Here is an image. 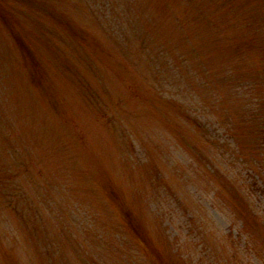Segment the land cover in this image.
<instances>
[{
	"label": "rangeland",
	"instance_id": "374dc122",
	"mask_svg": "<svg viewBox=\"0 0 264 264\" xmlns=\"http://www.w3.org/2000/svg\"><path fill=\"white\" fill-rule=\"evenodd\" d=\"M39 2L0 0V264H264V0Z\"/></svg>",
	"mask_w": 264,
	"mask_h": 264
},
{
	"label": "trees",
	"instance_id": "16d2710c",
	"mask_svg": "<svg viewBox=\"0 0 264 264\" xmlns=\"http://www.w3.org/2000/svg\"><path fill=\"white\" fill-rule=\"evenodd\" d=\"M39 1H41V0H34L35 3H40ZM5 10H6V9H3V8L1 9V8H0V13H1L2 15H4V14H5ZM254 120H255V119H254ZM260 133H261V138H262V139L260 140V142H261V144H262V146H263L262 149H263V152H264V127L262 128V131H261ZM263 154H264V153H263ZM261 168H263V166H261ZM255 174H256V173H255ZM259 221L264 222V221L262 220V218H260ZM142 234H143V232H142Z\"/></svg>",
	"mask_w": 264,
	"mask_h": 264
}]
</instances>
